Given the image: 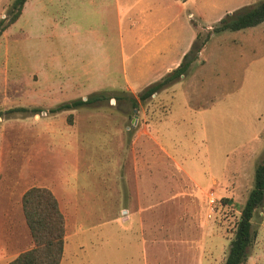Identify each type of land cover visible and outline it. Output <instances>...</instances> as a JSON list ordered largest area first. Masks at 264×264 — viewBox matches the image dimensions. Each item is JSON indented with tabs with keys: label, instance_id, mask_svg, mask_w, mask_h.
<instances>
[{
	"label": "rangeland",
	"instance_id": "obj_1",
	"mask_svg": "<svg viewBox=\"0 0 264 264\" xmlns=\"http://www.w3.org/2000/svg\"><path fill=\"white\" fill-rule=\"evenodd\" d=\"M177 1L28 0L19 22L1 31L4 175L19 181L35 159L44 177L58 174L60 264H224L264 156V43L258 28L211 32L223 16L216 6L231 13L262 0H204L209 26L192 50L200 63L133 109L137 94L119 77L134 48L123 52L120 36H130L127 24L146 6L203 22L194 3ZM13 2L0 0L3 25ZM171 19L152 18V28L166 32ZM96 92L108 102L49 112ZM186 100L204 111L186 114ZM15 108L28 111L7 113ZM251 224L243 264H264V205Z\"/></svg>",
	"mask_w": 264,
	"mask_h": 264
},
{
	"label": "crops",
	"instance_id": "obj_2",
	"mask_svg": "<svg viewBox=\"0 0 264 264\" xmlns=\"http://www.w3.org/2000/svg\"><path fill=\"white\" fill-rule=\"evenodd\" d=\"M27 1L24 3L19 17L13 24L19 22V18L23 14L22 11H24ZM179 1L180 7L182 8L194 3L195 8L199 10V20H202L203 22H195L192 13L188 14L189 23H187L183 21L179 13L164 10L162 7L159 10L152 12L150 6H146L142 7L141 11L136 13V18H133L134 21L132 23L127 24L130 36H128L127 31L125 37L121 34L120 40L122 51L124 52L127 47L134 48V50H130L128 55L123 53L124 58L126 57L127 59L123 61V70L121 72V77H119L121 83L124 85L126 91H129V93L133 95L140 93V90L142 91L145 87L160 80L164 75L175 69L181 63L184 55L190 50L199 31L203 30L204 26H209L204 23L206 20L204 19V0ZM169 2L170 6H176L178 1L169 0ZM230 6L227 8H220L218 5L215 7V10L219 9L221 12L220 16H224L232 9ZM211 7L213 8V6ZM166 17L172 18L170 22H164L163 28L167 27L166 32L156 31V29L152 28V18L162 19ZM217 20H219V18ZM171 24H176V30H170ZM256 28L261 30L260 34L264 37V22L256 27L245 30H253ZM179 31L183 32L178 33ZM216 35L217 34H212L210 39L215 38ZM187 37L188 39H186ZM263 37L261 36L262 42L264 43ZM183 39L186 40V43L181 45ZM205 49L206 46L202 48L198 57L204 56ZM197 60L192 64L189 74L185 77H181V79H185L191 74L193 66L196 63H200V61ZM201 66L204 67V63ZM159 93L153 96H158ZM193 106H195V104H192L190 101L186 102L184 106L186 114L204 111L203 108ZM0 124L2 125L3 122L0 121ZM3 134L4 128H0V264H7L20 253L30 250L33 247L30 231L26 224L21 205V198L28 189L38 187L50 190L56 198L59 210L62 214L63 210L59 201L57 190V188H59V176L57 174L56 176H52L50 179L48 177H44L42 167L39 164L41 160L39 161L35 159L34 162H30L29 172L25 176L21 177L19 181L4 175L5 170L2 148L5 144L3 143ZM13 139L16 140L15 137ZM61 161L63 167V157ZM140 162L142 163L144 169V159H141ZM4 182L7 183L6 186H4ZM146 195L149 196L148 193L145 192V196L143 193L141 200L142 204L140 206L141 209L144 208V198Z\"/></svg>",
	"mask_w": 264,
	"mask_h": 264
},
{
	"label": "trees",
	"instance_id": "obj_3",
	"mask_svg": "<svg viewBox=\"0 0 264 264\" xmlns=\"http://www.w3.org/2000/svg\"><path fill=\"white\" fill-rule=\"evenodd\" d=\"M27 0H14L11 9V17L7 24L0 22V34L6 27L13 24L19 17L22 7ZM14 11V12H13ZM264 22V0L241 7L231 13L225 14L212 28L211 33L236 32L256 27ZM209 35H207V38ZM195 42L181 63L160 80L148 85L136 97L130 96L129 103L133 109H138L140 102H145L153 95L167 89L181 77L189 74L192 64L196 61V55L192 53ZM199 49L197 48V53ZM118 103L124 101L123 97L114 96ZM107 92H96L82 99L72 100L51 109L50 113H58L66 110L80 108L82 106H102L107 103ZM14 111H28L26 108H15ZM37 113L38 110L32 109ZM22 211L28 229L30 231L33 247L20 253L7 264H60L65 244V219L60 212L58 203L50 190L46 188L32 187L21 198ZM264 205V156L254 170L253 187L241 209L234 236L224 264H243L249 255V250L255 238L251 221L259 208Z\"/></svg>",
	"mask_w": 264,
	"mask_h": 264
}]
</instances>
